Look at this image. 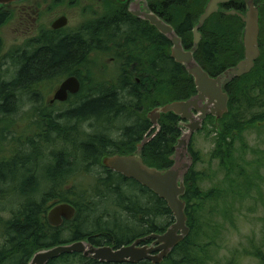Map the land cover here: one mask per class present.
<instances>
[{"label":"trees","instance_id":"16d2710c","mask_svg":"<svg viewBox=\"0 0 264 264\" xmlns=\"http://www.w3.org/2000/svg\"><path fill=\"white\" fill-rule=\"evenodd\" d=\"M197 1L167 0L166 21L175 25L186 49L193 46L192 28L207 4L205 0H201V3ZM241 3L243 6H238ZM255 3L258 5L259 0H255ZM244 4V0H234L226 10L241 11ZM181 5L185 7L183 12ZM215 18L232 19L234 23H239L242 32L244 29L240 18L221 13L209 18L200 29L203 39L195 57L212 76L236 65L244 58L245 51L242 32L240 39H237L230 36V31L234 29L222 27L223 30L219 31L218 25L208 28L207 25ZM152 29L151 45L146 46L145 42H141L138 46H127L120 39L118 49L107 42H83V32L75 30L72 39L58 40L35 56L31 53L28 59L21 62L24 65L21 69L17 68L18 72L12 81L0 82V132L3 133H0V145L8 132L4 123L11 109L8 104L14 102L13 94L17 92L19 83L24 82L25 93H31L37 80L45 77L58 80L56 83H59L65 76L75 75L81 82L79 94L71 99L74 102L71 108L57 110L58 114L52 116L42 113L35 122L38 130L26 142V149L35 151L32 155L15 154L7 160L6 157L0 158V202L6 199L5 193L8 191L18 200L11 217L1 222L3 241L0 244V264H27L33 253L42 247L82 239L90 238V242L96 246H120L132 242L140 235L164 231L174 222L173 213L163 199L137 181L102 164V158L106 155L136 151L137 144L143 140L144 133L151 126L147 118L150 109L175 100L188 99L196 93L193 78L183 65L170 56L171 41L155 27ZM136 32L139 30L131 36L137 37ZM259 46L261 55L252 71L235 78L226 86L230 96L229 112L220 120L216 148L212 154V158L220 159L219 165L226 170V177L237 169L234 164L230 165L236 139L253 125L264 123V25ZM98 49L106 54L123 53L128 49L132 57L126 61L129 66L136 65L131 71L130 67L110 71L108 68L106 73H99L95 70L97 60L90 58V53ZM144 54L147 56L144 57ZM147 61L150 62V73L146 69ZM14 64H19V61H14ZM106 77H110V81L102 80ZM135 77L141 81L137 82ZM254 109L258 112L248 116ZM210 118L215 119L214 116H208L204 126ZM88 122L95 127L96 123H104V127L108 124L109 129L94 132L84 128L81 130L80 125L84 126ZM116 122L119 123L115 126ZM179 122L180 118L173 113L162 115L159 132L142 150L148 165L167 168L173 164L170 156L174 154V145L182 134ZM45 148H50V153H45ZM190 151L194 163L186 175L184 199L187 201L186 213L191 232L174 248L167 264H194L197 256L195 252L200 251L193 240L197 229L196 217L201 207L197 201L201 197L226 198L222 196L225 192L221 187L212 188L203 194L199 187L201 173L196 170L200 158L192 142ZM22 172L25 179L23 185L6 186L10 180L7 174L14 175L11 182H16L20 180L18 177ZM85 172L92 175L94 180L73 182L69 189L59 184L60 179L69 180L72 175ZM235 183L233 179L230 185ZM59 202L74 206L75 214L66 226L51 227L46 213ZM47 264L118 263H102L76 252L61 255ZM141 264L152 263L144 261Z\"/></svg>","mask_w":264,"mask_h":264},{"label":"water","instance_id":"95a60500","mask_svg":"<svg viewBox=\"0 0 264 264\" xmlns=\"http://www.w3.org/2000/svg\"><path fill=\"white\" fill-rule=\"evenodd\" d=\"M18 0H0V6L9 5ZM232 0H209L198 23L193 28V46L186 49L182 37L176 28L161 18L152 10L141 13L131 12L148 21L161 34L165 35L172 43L170 56L180 65H183L188 74L193 78L196 93L188 99L175 100L164 105L156 106L147 113V118L153 125H157L163 114L173 113L180 118L179 125L182 135L174 145L175 152L170 156L173 164L167 168H157L148 165L143 158L142 150L149 138H144L137 144L136 151L129 154H112L102 158V164L112 171L118 172L126 178L137 181L142 186L154 192L163 199L171 209L174 222L162 233H151L136 239L130 244L120 247L110 245L96 246L88 239L63 242L53 246L42 247L31 256L28 264H47L64 254L82 253L102 263H131L136 264L147 259L154 264L162 263L173 249L182 242L191 232L186 213L187 201L185 179L194 163L190 151L193 134L203 128V123L208 116H214L216 123L229 112L230 96L226 86L235 78L248 74L255 67L261 55L259 37L261 31V12L255 0H244L247 6L245 12L230 9L221 10L220 4ZM148 3V0H137ZM134 6V5H133ZM222 11L228 16H237L244 24L242 43L244 45V58L236 65L229 67L221 74L212 76L196 60L195 53L203 38L200 29L206 20L214 13ZM62 18L59 25L65 24ZM57 24H55L56 26ZM81 89V82L77 76L71 75L64 79L54 94V101H67L70 95L76 94ZM75 208L69 203H62L53 207L49 213L51 224L58 225L62 216L72 218ZM153 240L152 245H140L141 242Z\"/></svg>","mask_w":264,"mask_h":264},{"label":"rangeland","instance_id":"374dc122","mask_svg":"<svg viewBox=\"0 0 264 264\" xmlns=\"http://www.w3.org/2000/svg\"><path fill=\"white\" fill-rule=\"evenodd\" d=\"M95 3L94 0H79L75 6L71 5L66 8L61 5L53 6L50 4L51 12H47L49 6L40 9L43 16L41 24L48 22L51 17L65 13L70 18V26L75 27L82 22L84 12L90 10V6H94ZM197 3H201V0L197 1ZM205 3H207V0H205ZM258 6L264 16V0H259ZM11 9L12 16L4 26L3 31L2 58L7 52L12 53L21 41V39L17 38L19 35L17 29L20 22L18 6H14ZM233 21L232 19L222 18L220 20V18H215L207 26L210 28L218 25L220 27L219 31L223 30L221 29L222 27L234 29L230 31V36L240 39L242 28H240L238 22L234 23ZM111 55L113 53L105 54V64L109 62L108 58ZM4 64L6 65L7 63ZM9 68L14 74L13 70L15 67H12L11 62L7 64V69ZM82 74L86 75L83 71ZM110 79V77H106L102 80L108 82ZM54 86L53 82L42 86V95L46 96L49 92L53 94V91L57 88ZM73 100H77V98ZM66 107L69 108L70 106L58 105L57 110L66 109ZM253 112H258V110L254 109L248 113V116H251ZM17 118H19L18 114L12 115L4 122L8 132L4 137V142L0 145V158L9 156L11 150L16 147L26 148L27 139L34 137L35 131L38 130L37 125H29L26 119ZM118 123L116 122L115 126ZM95 125L96 127L91 126L90 122H88L84 126L80 125V129H87L90 132L99 129L108 131L109 129L108 124H106L107 128L104 127V123H96ZM219 126L220 121L217 124L215 119L210 118L204 128L195 131L192 138L193 148L198 152L200 158V161L196 164V170L201 173L200 189L205 194L212 188L221 187L225 192V195L222 194V196H226L224 200L206 197H203L206 199H202L201 197L197 201V203H201V207L196 217L198 219L196 223L197 229L194 231L193 240L200 247V251L195 252L197 256L194 259V264H264V123L253 125L236 139L230 165L234 164L237 169L228 174V177H226V170L219 165L220 159L212 158L216 148L215 140L218 136L217 128ZM19 138H22V141ZM50 151V148H45L44 152L50 153ZM241 176L243 179H239ZM92 177L86 172L72 175L64 187L69 189V183L73 184V182L83 179L91 182L94 180V178L92 180ZM233 179L236 180V183L232 186L230 184ZM5 196L6 199L0 202V244L3 241L1 237V222L11 217V212L17 207L18 203L13 193L11 194L8 191Z\"/></svg>","mask_w":264,"mask_h":264},{"label":"flooded vegetation","instance_id":"af4514ba","mask_svg":"<svg viewBox=\"0 0 264 264\" xmlns=\"http://www.w3.org/2000/svg\"><path fill=\"white\" fill-rule=\"evenodd\" d=\"M79 0H18L16 2H13L9 5H3L0 6V45L2 47L1 52L3 51V31L4 26L9 21L10 17L12 16V7L18 6V12L20 17V22L17 31L19 32V35L17 38L21 39L19 42V45L15 50H9L12 51V53L7 52L4 54V58H2L1 52H0V82H9L12 81V79L17 74V68L20 69L24 64L21 62L23 60L28 59V56L31 55H37L41 50L46 49L51 44H56L58 40H64V39H72V33L75 30H81L83 32V37L81 40L83 42L87 43H97V44H105L106 42L109 45H115L116 49H118V45H120V39L124 40V45L130 46V45H140L141 42H145V45H151V34H152V26L148 21L140 18L136 14L132 13L131 11L134 10L136 12H143L152 10L157 15H159L163 19H167L165 16L167 14V0H148V3L140 2L139 4H135L137 0H94L96 2L94 6H90V10L84 12L82 15V22L75 26H70V18L65 13H61L58 16L51 17L50 20L44 24H41V18L43 16L41 15L42 10L47 6L49 8L47 9L48 13L51 12L50 4L53 6L55 5H61L63 8H66L67 6H71L78 3ZM209 1V0H208ZM234 1V0H232ZM222 3L220 4L221 10L229 9L230 4L232 3ZM237 1H235L236 4ZM16 3V5H15ZM208 3V2H207ZM239 3V2H238ZM14 4V5H13ZM134 5V6H133ZM207 5V4H206ZM238 6L242 7L243 4H239ZM89 7V6H88ZM182 8L181 12L184 11L185 7L183 5L180 6ZM206 7V6H205ZM193 10H195L194 7H192ZM247 9L246 3L244 4L243 12H245ZM205 10V8H204ZM203 10V12H204ZM53 12V11H52ZM193 12V11H191ZM203 12L200 14V16L203 14ZM261 12V10H260ZM226 15L222 11L217 12ZM216 15V13L212 14L209 18ZM46 16V15H45ZM44 16V17H45ZM198 17V21L199 18ZM64 18L65 24L59 25L60 22H58L60 19ZM208 18V19H209ZM207 19V20H208ZM206 20V21H207ZM33 21V23H32ZM198 21L193 25L194 26L198 23ZM206 23V22H205ZM21 24V25H20ZM55 24H57L55 26ZM261 31L263 30L264 25V16L261 13ZM205 25V24H204ZM203 25V26H204ZM175 27V25H173ZM202 26V27H203ZM192 28V33H193ZM139 30V32H136L137 37L131 36L134 35L136 30ZM260 31V34H261ZM130 32V33H128ZM159 32V31H158ZM126 34L125 36H122V34ZM160 33V32H159ZM203 36V35H202ZM194 39V35H193ZM203 39V38H202ZM202 41V40H201ZM134 45V46H135ZM10 53V54H9ZM105 54L103 50H96L92 51L90 53L91 60L94 61V59L97 60V68L95 69L99 73H106L110 70H121L122 68H128L130 67L129 71L136 65L133 64L131 66L128 65L126 59H129L132 57L131 54H129L128 49H125L123 53H113L108 60L109 62L107 64L104 63L105 60ZM108 54V53H107ZM141 55V54H139ZM137 56V55H133ZM147 56V54H144V57ZM143 58V57H142ZM19 61V64H14V61ZM12 63V67H15L14 74H12L11 69H7V64ZM4 63H7L6 65ZM147 70L148 73H150V62L147 61ZM112 67V68H111ZM111 68V69H110ZM7 69V70H5ZM17 71V72H16ZM55 74V73H54ZM6 75V76H5ZM53 75V74H52ZM51 76V75H48ZM54 76V75H53ZM71 75H67L63 78L66 79ZM137 82H140V78L135 77ZM7 80V81H6ZM55 80V79H54ZM62 80V81H63ZM62 81L58 84L53 80H50V78H43L42 80H37V82L32 86V97L31 93L27 92L25 93L23 83H19L17 87V92L13 94V98L15 99L13 103L8 104V108H11L9 112L7 113L6 119L10 118L12 115H19V118L17 119H26L29 125L35 124V122L40 119L41 114L44 115H55L58 114L57 112V106H73L74 102L71 100L73 96H76L78 93L70 95L67 101H54V94L59 88ZM51 82L54 83V87H57L53 94L52 92H49L46 96L42 95V86L46 84H51ZM81 90V89H80ZM52 94V95H51ZM67 108V107H66ZM28 109V110H26ZM46 109V111H45ZM161 119V118H160ZM159 119V121H160ZM149 120V119H148ZM159 121L157 125H153L151 121V126L146 130L144 133V138H153L160 130ZM23 138V135H22ZM22 138H19L20 141H22ZM35 151L28 150L23 147H16L15 149L11 150V154L6 157V160L9 159L12 155L15 154H21V155H32ZM10 167H8L9 169ZM22 170V169H21ZM18 171V170H17ZM23 171V170H22ZM10 172V171H9ZM38 173V172H37ZM26 175V174H25ZM39 175V174H37ZM37 175L35 178H37ZM10 174H7V178H10L8 182H6V186H16L19 187L23 185L24 183V175L23 172L19 175L18 178L20 180L16 182H11L12 178ZM29 178V177H28ZM34 178V182H35ZM68 183V180L66 178L60 179L59 184L66 186ZM71 187V184L69 183V188ZM67 203V202H59L52 206L46 213V219L51 227H64L67 225V222L70 221L72 218H66L62 216V220L58 225L51 224L49 221V213L53 207L56 205ZM66 224V225H65ZM168 228V227H167ZM166 228V229H167ZM166 229L164 231H166ZM164 231H156L157 233H162ZM154 233V232H153ZM148 234L140 235L139 237L135 238L133 241H135L138 238L145 237ZM90 241V238H89ZM132 241V242H133ZM132 242H126L122 245H127ZM153 240H147L144 242H141L140 245H152ZM106 244L100 245L104 246ZM120 245V246H122ZM110 246H113L115 248L120 247L116 246L114 244H111ZM174 250V249H173ZM173 254V251L170 253L168 257L165 258V260L162 262L164 264H167L169 262V259L171 258V255ZM144 261H150L147 259H144L136 264H141V262ZM151 262V261H150ZM152 263V262H151ZM159 263V264H162ZM28 264V262H27ZM119 264V263H118ZM120 264H131V263H120ZM154 264V263H152Z\"/></svg>","mask_w":264,"mask_h":264}]
</instances>
